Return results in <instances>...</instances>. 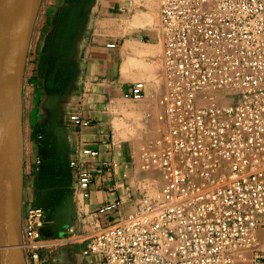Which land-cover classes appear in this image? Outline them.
<instances>
[{
	"label": "built area",
	"instance_id": "obj_1",
	"mask_svg": "<svg viewBox=\"0 0 264 264\" xmlns=\"http://www.w3.org/2000/svg\"><path fill=\"white\" fill-rule=\"evenodd\" d=\"M160 32L166 90L159 120L167 129L141 146L137 159L164 185L134 212L97 223L84 254L94 264H264V0H160ZM145 93L139 81L125 97L139 101ZM77 176L89 197L92 172ZM47 222L45 209L26 208L28 264H40L50 244L42 234Z\"/></svg>",
	"mask_w": 264,
	"mask_h": 264
},
{
	"label": "crops",
	"instance_id": "obj_2",
	"mask_svg": "<svg viewBox=\"0 0 264 264\" xmlns=\"http://www.w3.org/2000/svg\"><path fill=\"white\" fill-rule=\"evenodd\" d=\"M147 4L157 15L154 3ZM40 7L35 57L23 87L22 217L28 206L47 211L43 238L56 242L41 249L40 264H94L84 254L93 227L134 212L155 190L135 149L138 140L162 129L157 116L163 109L153 89L159 75L139 52L148 36L162 44L161 32L134 25L138 12L126 16L127 0H42ZM110 43L117 47L108 48ZM139 81L146 83L141 111L132 110L125 97ZM72 115L89 125L75 124ZM73 160L76 169L70 167ZM79 169L92 172L89 197L80 187ZM117 202L119 211L99 213Z\"/></svg>",
	"mask_w": 264,
	"mask_h": 264
},
{
	"label": "water",
	"instance_id": "obj_3",
	"mask_svg": "<svg viewBox=\"0 0 264 264\" xmlns=\"http://www.w3.org/2000/svg\"><path fill=\"white\" fill-rule=\"evenodd\" d=\"M42 0H0V264H28L22 244L23 87ZM3 44L7 61L3 62Z\"/></svg>",
	"mask_w": 264,
	"mask_h": 264
},
{
	"label": "rangeland",
	"instance_id": "obj_4",
	"mask_svg": "<svg viewBox=\"0 0 264 264\" xmlns=\"http://www.w3.org/2000/svg\"><path fill=\"white\" fill-rule=\"evenodd\" d=\"M48 2V4H51V0H46ZM128 5H129V11L126 12V16L130 17L132 16L135 12H150V7L147 4L146 0H127ZM43 7V6H42ZM40 7L39 9V13L37 18L41 16L42 12H43V8ZM155 11L157 12V23L154 25H147V26H137V27H142L145 28L146 30H149V28L151 30H154V32L158 33L160 30V0H157V5L155 4ZM151 13V12H150ZM153 37L155 35H152ZM149 40V41H147ZM139 52L143 55L145 54L146 61L148 62L147 66L149 65V63H152V68L153 70L158 73V77L160 79V81L156 84H153V89H154V93L155 94H159V98H158V102L160 101V98L162 97V95L165 92V87H164V75H163V68H164V62H163V47L161 43H158L157 40H150V36L146 37L143 42L141 43V47L139 48ZM132 100V99H131ZM132 110L137 109L138 111L144 110L145 104H146V98L139 100V101H135L132 100ZM163 111V110H162ZM162 112H160L157 116L158 121H160V123L162 124V129L160 131V133H158V135L155 136H146L145 140H138L136 143V149H135V153L137 154L139 148L141 146H143L144 144H146L149 140L157 138L159 136H161L167 129L166 124L164 122H162L161 120H159V115ZM144 119L145 120H149L151 119V117H148L147 114L144 115ZM138 134H140V132L133 134V136H138ZM139 138V137H138ZM137 163L139 164V161L137 160ZM140 168V167H139ZM141 170V169H140ZM142 171V170H141ZM144 172V171H143ZM152 175V179L154 180V184L152 183L150 189L153 188V192L151 190V193H149L147 196V198H154L158 195V193L160 192V190H158L159 186L164 185L165 180L162 178L161 174L159 172H146ZM62 240H58V242H60ZM56 241H49L48 243H50L49 245L55 244Z\"/></svg>",
	"mask_w": 264,
	"mask_h": 264
},
{
	"label": "bare ground",
	"instance_id": "obj_5",
	"mask_svg": "<svg viewBox=\"0 0 264 264\" xmlns=\"http://www.w3.org/2000/svg\"><path fill=\"white\" fill-rule=\"evenodd\" d=\"M147 3L153 5L157 4V0H147ZM152 10V9H151ZM150 10V12H151ZM150 12H142L139 14V12L137 13V15L135 16V22L134 25L136 26H147V25H154L157 23V15H155L154 13H150ZM2 54H3V62H4V66L6 65V61H7V47L3 44V49H2Z\"/></svg>",
	"mask_w": 264,
	"mask_h": 264
}]
</instances>
